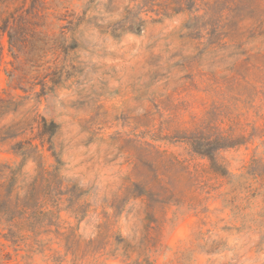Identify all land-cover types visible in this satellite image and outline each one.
<instances>
[{
    "label": "rangeland",
    "instance_id": "obj_1",
    "mask_svg": "<svg viewBox=\"0 0 264 264\" xmlns=\"http://www.w3.org/2000/svg\"><path fill=\"white\" fill-rule=\"evenodd\" d=\"M31 1L0 0V26ZM46 2L51 32L85 10L87 22L61 55L63 82L40 103L58 125L56 157L44 152L51 214L13 240L0 225V264H264V196L250 199L236 182L264 159V0H195L180 12L155 0L160 14L142 13L140 32L122 22L138 0ZM0 47V97L19 101L27 94L10 83L1 29ZM218 133L246 139L217 154L229 177L191 145ZM0 163L24 185L38 173L8 145Z\"/></svg>",
    "mask_w": 264,
    "mask_h": 264
},
{
    "label": "trees",
    "instance_id": "obj_2",
    "mask_svg": "<svg viewBox=\"0 0 264 264\" xmlns=\"http://www.w3.org/2000/svg\"><path fill=\"white\" fill-rule=\"evenodd\" d=\"M190 1L195 0H168L165 7L167 9L174 5V12L190 10L192 6L187 4ZM40 3L47 2L32 0L27 7L18 6L2 19L0 26L1 31L7 34L9 51L13 58L8 78L14 84L13 88L21 89L27 94L16 101L4 92L0 97V118L8 113L21 114V108L28 101H33L21 118L1 125L0 146L8 145L10 150L19 155L22 158L21 166L29 159L38 161V173L29 185L17 182L18 168L0 163V225H5L7 233L4 236L11 240L23 237L25 229L33 231L38 216L51 214L47 210V188L51 185L53 174L46 167L44 152L47 147L56 157L53 138L58 125L42 114L40 103L51 89L49 83L55 85L63 82L65 63L61 55L74 48L66 47V43L69 39L74 40L73 33L81 24L87 22L85 10L83 15L74 16L71 20L62 18L69 19L66 20L67 25L61 26L59 33L51 32L48 29L51 14ZM154 4L155 0H138L135 6H128L122 18V22H125L123 25L129 24L127 29L140 32L147 21L142 13L160 14L158 10H154ZM49 56L51 58L47 60ZM1 63L0 47V65ZM38 86L41 87L40 90H37ZM190 141L194 152L209 159L216 174L229 177L230 172L218 161L217 154L222 149L243 144L246 139L244 135L218 133L211 138L194 136ZM236 178V182H246V186H241H245L248 198L264 196V159L253 158L245 167V172ZM249 182L261 183L259 187L252 188Z\"/></svg>",
    "mask_w": 264,
    "mask_h": 264
}]
</instances>
